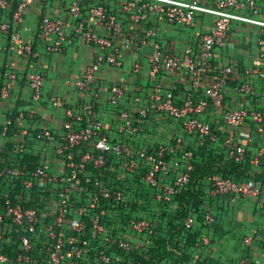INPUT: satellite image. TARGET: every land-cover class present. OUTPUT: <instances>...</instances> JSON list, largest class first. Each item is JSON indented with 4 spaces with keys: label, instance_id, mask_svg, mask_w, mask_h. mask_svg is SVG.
Returning <instances> with one entry per match:
<instances>
[{
    "label": "built area",
    "instance_id": "1",
    "mask_svg": "<svg viewBox=\"0 0 264 264\" xmlns=\"http://www.w3.org/2000/svg\"><path fill=\"white\" fill-rule=\"evenodd\" d=\"M34 2L0 0V36L26 60L38 54L14 27ZM131 10L126 22L103 3L93 5L88 15L104 29L100 34L88 29L89 20L73 0L75 37L96 50L74 83L77 103L69 106L46 94V74L37 71L28 79L32 100L62 113L63 124L33 128L34 117L22 111L0 128V264H126L125 254L148 253L159 234L156 222L138 216L149 213L131 204L141 205L147 193L158 203L183 193L193 182L200 150L217 152L223 134L226 158L241 164L247 153L242 129L251 125L264 133V110L249 100L227 109L235 71L212 61L215 49L229 46L232 23L238 22L260 28L257 51L264 62V18L243 13H255L256 0H129L125 11ZM199 16L210 18L212 27L191 46L173 45L163 36L167 27L193 31ZM39 38L53 41L51 52H61L67 26L58 15L45 18ZM131 59L127 78L109 87L105 101L97 91L98 74L105 67L123 69ZM13 66L5 67L2 99L19 82ZM263 79L264 67L252 68L236 90L249 96L253 81ZM104 102L111 106L110 125L102 118ZM24 121L30 123L22 126ZM208 192L211 198L256 200L263 191L251 180L218 176ZM110 215H123L130 235L145 237L143 245L113 237ZM213 215L211 207L205 210L204 225L215 222ZM195 219L190 212L184 220L188 231Z\"/></svg>",
    "mask_w": 264,
    "mask_h": 264
},
{
    "label": "crops",
    "instance_id": "2",
    "mask_svg": "<svg viewBox=\"0 0 264 264\" xmlns=\"http://www.w3.org/2000/svg\"><path fill=\"white\" fill-rule=\"evenodd\" d=\"M73 0H35L26 12L24 22L14 28L19 31L25 42L32 43L38 57L26 60L17 56L11 49L8 40L0 36V128L7 118L17 117L20 112H26L34 117L33 128H48L51 130L63 124L62 113L56 111L48 103L34 102L28 86L29 76L37 71L44 72L47 81L44 87L46 94L64 98L68 105L76 104L78 95L74 83L85 73L93 60L96 50L81 38L75 37L74 18L70 13ZM80 3L83 17L89 20L88 29L105 34L104 29L95 21L90 20L88 10L98 3H103L111 12H116L121 20L128 22L125 11L129 0H76ZM258 10L244 14L264 18V0H256ZM55 15L61 17L67 26V40L61 52L50 51L53 41H42L39 38L42 20ZM210 18L199 16L197 27L193 30L179 28H164L163 36L170 39L176 46L192 45L198 36L210 31ZM260 28L245 23H232L230 29V44L225 49H215L212 55L213 63L219 66L234 68L233 81L226 91L227 109L240 108L248 100L252 107L264 110V79L253 81V90L249 96L240 94L236 87L244 79L246 71L264 67L258 57L257 40ZM50 42V43H49ZM147 52L150 53L148 47ZM133 59L127 61L123 69L105 67L97 76V91L105 96L109 87L116 82H123L132 69ZM18 73L19 82L13 89L10 98H1V89L5 83L4 71L8 64ZM144 83V79H143ZM102 118L111 124V106L106 102L101 105ZM24 121L22 126L29 124ZM246 135L247 153L241 166H246L253 179H250L262 189L259 199L248 200L225 196V206L218 212L211 230L197 245L195 259L198 264H264V133H256L251 125H246L242 132ZM249 135V137H248ZM222 135L217 145L219 155L226 157L224 137ZM258 159V165L254 160ZM214 227V228H213ZM213 228V229H212ZM249 240L247 243L246 241ZM200 262V263H199Z\"/></svg>",
    "mask_w": 264,
    "mask_h": 264
},
{
    "label": "trees",
    "instance_id": "3",
    "mask_svg": "<svg viewBox=\"0 0 264 264\" xmlns=\"http://www.w3.org/2000/svg\"><path fill=\"white\" fill-rule=\"evenodd\" d=\"M200 155L193 182L183 193L174 198L164 199L160 203L155 202L154 197L147 193L143 195L141 205L137 202L131 204L135 211L139 209L149 213L138 216H145L156 222L159 226V234L151 238L148 253L133 250L125 254L126 264H198L195 259L197 243L211 230V227L204 225L205 210L211 207L217 215L218 212L223 211L226 202L225 196L216 198L209 196L208 187L211 182L218 176H234L241 181L250 179L256 181L246 166L231 162L214 151L205 148L200 150ZM190 212L196 219L194 228L188 231L184 220ZM128 216L131 215H125ZM107 227L117 239L138 241L142 245L144 243V236L135 238L130 235L124 225L123 215H110L107 219Z\"/></svg>",
    "mask_w": 264,
    "mask_h": 264
}]
</instances>
